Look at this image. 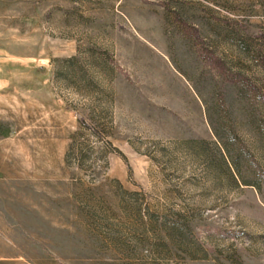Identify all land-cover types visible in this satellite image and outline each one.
Segmentation results:
<instances>
[{
	"label": "rangeland",
	"instance_id": "obj_1",
	"mask_svg": "<svg viewBox=\"0 0 264 264\" xmlns=\"http://www.w3.org/2000/svg\"><path fill=\"white\" fill-rule=\"evenodd\" d=\"M0 264H264V0H0Z\"/></svg>",
	"mask_w": 264,
	"mask_h": 264
},
{
	"label": "trees",
	"instance_id": "obj_2",
	"mask_svg": "<svg viewBox=\"0 0 264 264\" xmlns=\"http://www.w3.org/2000/svg\"><path fill=\"white\" fill-rule=\"evenodd\" d=\"M212 63H213V65H215V67H218V68L221 69V70H222V68L224 67V63H223V61H221V60L213 59V60H212Z\"/></svg>",
	"mask_w": 264,
	"mask_h": 264
}]
</instances>
